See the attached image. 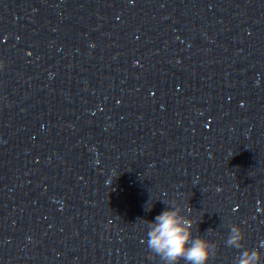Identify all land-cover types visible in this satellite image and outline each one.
Wrapping results in <instances>:
<instances>
[{"label":"clouds","instance_id":"clouds-1","mask_svg":"<svg viewBox=\"0 0 264 264\" xmlns=\"http://www.w3.org/2000/svg\"><path fill=\"white\" fill-rule=\"evenodd\" d=\"M147 232V247L159 256L163 264H208L212 257L209 242L202 237L192 238V221L179 216L177 210L166 209L155 217ZM244 234L239 226H235L227 243L241 248ZM258 251L246 250L241 253L238 264H258Z\"/></svg>","mask_w":264,"mask_h":264}]
</instances>
